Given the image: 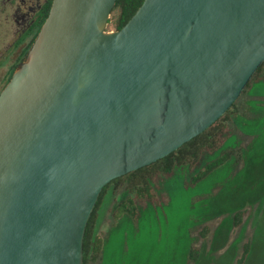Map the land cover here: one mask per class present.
I'll list each match as a JSON object with an SVG mask.
<instances>
[{
  "label": "water",
  "instance_id": "95a60500",
  "mask_svg": "<svg viewBox=\"0 0 264 264\" xmlns=\"http://www.w3.org/2000/svg\"><path fill=\"white\" fill-rule=\"evenodd\" d=\"M52 0L0 91V264H83L103 187L226 113L264 61V0Z\"/></svg>",
  "mask_w": 264,
  "mask_h": 264
},
{
  "label": "rangeland",
  "instance_id": "374dc122",
  "mask_svg": "<svg viewBox=\"0 0 264 264\" xmlns=\"http://www.w3.org/2000/svg\"><path fill=\"white\" fill-rule=\"evenodd\" d=\"M0 3L1 91L27 40L15 33L12 3ZM115 16L111 11L107 31L115 29ZM251 81L252 91L241 92L237 113L225 122L227 145L240 155L199 182L191 180L193 163L155 174L153 197L136 202L133 218L118 209L125 184L108 187L96 214L105 251L88 264H264V67ZM237 211L243 213L236 224ZM245 243L250 251L241 262ZM195 249L197 258L190 261Z\"/></svg>",
  "mask_w": 264,
  "mask_h": 264
},
{
  "label": "trees",
  "instance_id": "16d2710c",
  "mask_svg": "<svg viewBox=\"0 0 264 264\" xmlns=\"http://www.w3.org/2000/svg\"><path fill=\"white\" fill-rule=\"evenodd\" d=\"M142 2L143 0H116L115 5L111 10L112 12H116L114 20L115 29L121 28L135 13ZM51 3L52 0H48L45 6L44 15L42 9L40 15L38 16V19L33 25V28L36 31V35L49 12ZM18 40L21 41L22 38H19ZM33 41L34 40H32V42ZM32 42L21 51L20 56H18L17 62H15L14 65L11 66L12 70L10 72L8 80L10 79L18 63L27 54V51ZM263 67L264 61L257 68L253 76L261 71ZM253 76L248 81L246 87L242 92H245L248 87H251L250 89L252 91L253 84H251V80ZM237 101L238 99L234 101V103L224 115L218 118L206 130L192 138L190 141L184 143L177 150L149 165L117 177L103 187L86 225L83 239V264H88L92 258H102L105 251V239L98 237L96 234V214L103 195L108 187L114 186L120 181L125 184V192H122L123 194L122 198L120 197L121 200L118 204V209L120 210V214L122 213L133 218L136 217L137 212L139 214L136 202L140 199H151L153 197V188L151 181L152 176H154L155 174H169L177 166H181L184 164L189 165L193 163V165H195V172L191 175V180L194 182H199L200 180L207 178L216 169L222 167L225 163L232 159L235 154L237 156L240 155V151L238 149L229 147V145H227V141L231 138V134L228 126H226L225 124L231 114L237 113ZM242 213V211H237L235 213L234 219L236 224L241 221ZM249 251L250 244L245 243L243 254L240 259L241 262H243L247 258ZM196 256V249L191 250L190 261H195L197 258Z\"/></svg>",
  "mask_w": 264,
  "mask_h": 264
},
{
  "label": "flooded vegetation",
  "instance_id": "af4514ba",
  "mask_svg": "<svg viewBox=\"0 0 264 264\" xmlns=\"http://www.w3.org/2000/svg\"><path fill=\"white\" fill-rule=\"evenodd\" d=\"M5 1H9L13 5L12 15L17 25L15 33L18 34L19 36L18 38H22V41L27 40V43L25 45L26 47L32 42V40H34L36 36V31L33 28V25L38 19V16L40 15L42 9L44 15L45 6L48 0H5Z\"/></svg>",
  "mask_w": 264,
  "mask_h": 264
},
{
  "label": "crops",
  "instance_id": "0c3cea01",
  "mask_svg": "<svg viewBox=\"0 0 264 264\" xmlns=\"http://www.w3.org/2000/svg\"><path fill=\"white\" fill-rule=\"evenodd\" d=\"M0 7H1V11L3 12V8H2V6H1V3H0ZM3 15H4V13H3ZM4 19H5V15H4Z\"/></svg>",
  "mask_w": 264,
  "mask_h": 264
}]
</instances>
